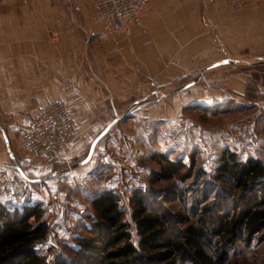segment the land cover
<instances>
[{
    "label": "rangeland",
    "instance_id": "1",
    "mask_svg": "<svg viewBox=\"0 0 264 264\" xmlns=\"http://www.w3.org/2000/svg\"><path fill=\"white\" fill-rule=\"evenodd\" d=\"M227 1L234 10L243 11L250 0H245L239 6ZM151 4L152 0L149 8ZM253 16L242 14L239 31L229 37L219 36L217 44H214L216 46L209 49L210 55L207 52L186 55L180 46L171 48L168 61L160 64L159 77L149 62H143L134 70L144 75L143 86L117 84L109 87L103 83L93 87L78 86L74 79H62L58 95L68 97L73 89L88 91L90 88H105L110 99L107 109L91 110L86 102L74 107L68 98L47 97L65 102L77 126L76 140L65 148L52 166L42 164L38 158L21 150L20 139L31 119L27 125L20 124L19 119L22 118L19 117L21 111L18 107L21 104L8 93L0 94V134L8 138L12 153L24 174L32 180H39L52 173H61L46 181L31 183L20 175L7 154L5 161L0 162V166L10 170V175L7 171L0 174V187L6 183L12 184L11 198H6L0 206L22 210L39 205L41 221L48 224L47 239L37 246V251L45 258V264H62L71 257L73 249L80 247L82 238H90L88 231L96 216L92 202L106 191H113L118 196L123 221L128 225L132 241L138 245L140 238L131 199L136 190L150 195L159 188L150 182L152 173L159 169L154 159L159 153L167 154L174 161L181 160L187 166L195 160L196 173H203L187 183L191 192L187 194L185 204L176 200L164 206L177 217L189 218L188 222L179 226L194 223L202 209L216 205L219 207L217 210L232 213L234 194H230L228 184L215 179V174L226 150L235 153L242 162L253 158L264 164V66H239L238 70L224 68L201 77L200 82L189 89H179L200 77L204 67L226 56L220 46L223 42L226 49L243 52L240 55L243 62L249 55L262 56L264 14ZM107 37L115 41L129 37V32L123 36ZM116 60H122L121 54L114 56V62ZM119 64L118 67L114 65V75L121 82L120 74L130 68H121ZM154 74L155 78L152 79L150 75ZM234 78L237 84L231 86ZM210 83L214 84L211 86ZM207 89L214 93L211 95L219 92L226 101L224 105L183 107L189 100L203 98ZM140 99H144L143 102L130 110ZM116 119L118 122L97 144L92 160L87 165L72 169L87 158L92 143ZM8 191L4 186L0 189V195L9 197ZM31 222L35 224L34 219ZM261 236L255 235L252 239L242 236L220 251L214 238L209 252L216 258L224 257L222 264H264V239Z\"/></svg>",
    "mask_w": 264,
    "mask_h": 264
},
{
    "label": "crops",
    "instance_id": "2",
    "mask_svg": "<svg viewBox=\"0 0 264 264\" xmlns=\"http://www.w3.org/2000/svg\"><path fill=\"white\" fill-rule=\"evenodd\" d=\"M242 14H264V0H250L243 11L234 10L227 0H152L143 26L131 27L129 37L114 41L94 23L93 9L84 0H0V94L8 93L21 104L18 109L22 125H27L37 105L47 97L68 98L74 107L86 102L91 110H105L110 99L105 88L73 89L64 97L58 95L61 80L74 79L78 86L91 87L102 83L109 87L143 86L144 75L134 71L143 62H149L160 76V64L168 61L171 48L180 46L186 55H210L209 49L216 46L219 36L229 37L239 31ZM224 45L220 44L226 56L204 67L200 71L202 78L224 68L238 70L252 58L264 57L249 55L243 62V52ZM116 54H121L122 60L114 62ZM228 58L239 61V65L208 70ZM118 64L132 70L121 69L125 71L120 74L121 82L114 75V65ZM150 77L154 79L155 74ZM233 83L237 84L235 78L231 86ZM208 89L203 98L189 100L183 107L224 105L222 95H211L214 93ZM5 136L0 134V162L5 161V154L11 159ZM5 171L10 175L9 169L0 166V174ZM4 186L9 197L0 195V204L11 198L12 184L6 183L0 189Z\"/></svg>",
    "mask_w": 264,
    "mask_h": 264
},
{
    "label": "trees",
    "instance_id": "3",
    "mask_svg": "<svg viewBox=\"0 0 264 264\" xmlns=\"http://www.w3.org/2000/svg\"><path fill=\"white\" fill-rule=\"evenodd\" d=\"M154 159L159 169L152 173L150 182L159 188L150 195L136 190L131 199L140 238L138 245L123 221L118 196L106 191L92 202L96 216L88 231L90 238H82L80 247L73 249L71 257L62 264H222L224 257L216 258L209 252L214 238L218 251L242 236L252 239L262 235L264 239L262 161L250 158L242 162L226 150L215 179L228 184L230 194H234L232 213L217 210V205L204 208L194 223L181 227L189 218L177 217L164 206L176 200L185 204L191 192L187 183L203 173H196L195 160L187 166L181 160H171L167 154H156ZM39 207L10 210L0 206V264H45L37 246L47 239L49 227L41 221Z\"/></svg>",
    "mask_w": 264,
    "mask_h": 264
},
{
    "label": "built area",
    "instance_id": "4",
    "mask_svg": "<svg viewBox=\"0 0 264 264\" xmlns=\"http://www.w3.org/2000/svg\"><path fill=\"white\" fill-rule=\"evenodd\" d=\"M93 9V21L107 36L126 35L142 26L151 0H85ZM245 0H230L239 6ZM77 137V126L65 102L45 98L24 129L20 146L26 154L46 166L54 165Z\"/></svg>",
    "mask_w": 264,
    "mask_h": 264
},
{
    "label": "water",
    "instance_id": "5",
    "mask_svg": "<svg viewBox=\"0 0 264 264\" xmlns=\"http://www.w3.org/2000/svg\"><path fill=\"white\" fill-rule=\"evenodd\" d=\"M228 65H239V61H236V60H233V59H224V60H221L211 66L208 67V70H211V69H215V68H219V67H222V66H228ZM242 66H264V57H259V58H253L251 59V62L249 63H245V64H242ZM201 79V75L200 77H197L196 79H194L193 81L187 83L186 85L182 86L179 91H184L186 89H189L190 87L196 85L199 80ZM143 100H139L137 102L134 103V105H132V107L130 108V110H132L133 108H135L137 105H139L140 103H142ZM118 122V120H114L111 124H109L107 126V128L95 139V141L92 143L91 145V148H90V151H89V154L87 156V158L82 161L81 163H79L78 165L76 166H73L72 169H75L77 167H80V166H84V165H87L93 158V155H94V152H95V149H96V146L97 144L100 142V140L108 133V131ZM5 136V135H4ZM5 139H6V142H7V146H8V151L10 153V157L14 163V165L16 166L18 172L20 173V175L22 177L25 178L26 181H29V182H32V183H38V182H43V181H46L48 179H51V178H54L56 177L57 175L61 174V173H52L42 179H39V180H32V179H29L25 176L24 172L21 170V168L19 167L16 159L14 158V155L12 153V150L10 148V145H9V142L7 140V137L5 136Z\"/></svg>",
    "mask_w": 264,
    "mask_h": 264
}]
</instances>
